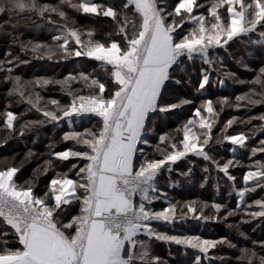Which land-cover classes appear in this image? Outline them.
Segmentation results:
<instances>
[{
  "label": "snow or ice",
  "instance_id": "obj_1",
  "mask_svg": "<svg viewBox=\"0 0 264 264\" xmlns=\"http://www.w3.org/2000/svg\"><path fill=\"white\" fill-rule=\"evenodd\" d=\"M203 7L199 0H176L175 3L125 0L119 8L95 0H59L58 4L43 0H0V34L12 46L38 58H92L102 62L111 80L106 85L98 78L79 73V80L89 89L88 95H82L80 90L71 87L77 76L24 81L12 74V65L27 61L11 52L7 54L9 59L0 61V72L5 73L3 82L12 85L7 91L9 103L0 111V131L7 134L0 143H7L9 136L17 131L16 124L21 118V114L8 110L12 98L26 102L30 111L34 109L43 117L19 124L21 136L45 123L71 121L73 116L86 113L100 118L98 128L65 131L62 140L75 142L79 150L50 151L51 158L34 169L33 176L23 185L14 179L20 166L8 158L0 160L4 165L0 168V264H163L141 236L197 250L199 254L195 255L194 264H204V258H209L210 250L218 245L236 248L226 237L211 240L193 235H169L152 227L153 222L174 224L178 219L188 218L189 214L195 219L211 220L226 213V219L236 215L246 193L255 192L257 188L264 191V161L256 160L243 175L245 187L238 192L241 203L237 209L196 200L169 201L167 207L160 210L151 207L160 198L156 186L159 174L165 169L171 171V165L190 154L235 181L229 171L240 161L233 158L221 163L211 155L214 151L212 129L219 116L213 102L202 101L201 106L193 107V114L186 122L171 133H160L151 156L139 147L141 143H148L150 113H168L193 103L187 99L176 103L164 100L166 82L172 79L173 73L177 69L187 73V68H181L184 58L199 57L208 66L200 70L198 90H204L210 83L209 69L216 63L223 64L213 58L212 51L224 49L229 42L258 28L264 29V0H210L206 13L198 14L197 10ZM67 9L111 18L115 31L108 32L106 42H102L95 38V29L77 27ZM54 16L62 23L53 19ZM37 21L57 30L51 43L22 39L25 31L40 27ZM189 23L193 27L185 31ZM260 35L264 37V31ZM5 64L8 67H4ZM225 75L235 76L227 72ZM48 85H59L71 98L70 102L45 101L36 88ZM246 86L248 90L235 97V106H264V64ZM217 103L222 111L228 99L221 98ZM253 120L262 122L259 127L264 132V113L246 121L233 117L220 129L223 140L215 142H230L246 148L250 137L243 132L227 134V129L234 123L247 124ZM49 147L52 149L54 145ZM250 151L252 156L264 153V140ZM35 155L29 150L21 165ZM52 158L61 162L75 158L83 163L82 166L72 164L75 179L67 172H58L45 186V191L38 194L36 182L39 175L53 169ZM204 171L208 172L209 168ZM253 206L258 210L246 211L245 215L264 218V199L254 200L247 208ZM71 208H75V215L69 212ZM209 208L214 210L211 216L205 213ZM251 244L252 247L238 249L237 264H264V240L251 241Z\"/></svg>",
  "mask_w": 264,
  "mask_h": 264
},
{
  "label": "trees",
  "instance_id": "obj_2",
  "mask_svg": "<svg viewBox=\"0 0 264 264\" xmlns=\"http://www.w3.org/2000/svg\"><path fill=\"white\" fill-rule=\"evenodd\" d=\"M171 1V0H170ZM175 1L176 0H172ZM43 2L58 4L59 0H43ZM76 2V0H74ZM97 3H107L114 4L118 8L121 6L125 0H95ZM200 3L205 2L203 8H201V13H206L207 6L210 4V0H199ZM69 16L72 20L76 22V26L83 29H95L96 39L105 41L106 34L108 32H114L115 27L111 18L97 17L93 14H83L77 13L71 9H67ZM58 23L57 17H53ZM2 22V21H0ZM40 27H34L25 31L22 39L34 41H42L51 43L52 35L58 34L57 30L53 26H48L43 22L37 21ZM188 27H193L191 23L187 24ZM264 29L258 28L257 31L249 34L242 35L236 38L231 44L226 46L224 49H217L212 51V56L217 61H223V64L216 63L213 68H210V83L206 86L204 90H198V84L200 81V70L202 67L208 68L207 65L202 63L199 57H195L193 60H188L184 58L181 64V68H187V73L177 69L172 76V79L166 82V89L164 90V100L166 102L176 103L179 101L180 95L184 99L190 100L193 103L183 105L180 108L172 110L168 113L157 112L155 114H150L147 121L148 126V143H141L139 145L143 151L149 156L153 153V147L157 142V137L160 133H171L175 128L182 125L186 120L192 116L193 107H199L202 101L211 100L213 102L214 111L219 113L217 117L219 122L213 127V148L214 151L211 155L216 159L221 161L225 157H231L240 162H246L244 166L237 165L235 168L231 169V175L236 179L235 181L228 180L227 177L212 167L208 162L204 161L202 158L195 157L194 155H189L184 161V164L176 163V165L171 168V171L165 169L158 176L157 184L159 199L155 200L156 203L153 209L160 210L168 202H186L196 200L198 202H218L225 203L228 208L237 209L236 198L230 202L228 199L234 195L236 192H232L230 195L229 186L230 184H237L238 186H244L243 179L240 175H243V170L249 168V166L254 165L256 160L264 161V153H257L255 156L250 154V146H254L258 143V140H264V132L260 130L261 122L259 120H253L251 123H234L232 125L233 131L235 130H245L248 127L256 126L255 130L252 132L250 139L246 141L247 147L241 148L239 146H233L230 142H222L217 144L216 139L223 140V135L220 129L224 127V124L231 118L236 117L238 121H246L249 117H257L255 115L264 112V106L249 107H235L237 103L235 97L246 92L248 90L247 82L250 81L255 72L258 71L259 67L264 64V37H261L260 33ZM113 39H119V37L113 36ZM8 52H11L13 56H19L21 60L27 61L26 63H14L12 65V74L22 77L24 81H31L36 78H54L63 79L64 77L72 74L77 76V81L71 83V87L74 90H80L82 95H88L89 89L82 80H79V73L83 72L90 77L98 78L101 82L106 85L111 83L110 73L105 71V68L100 61H96L88 57H75L70 56L67 59L61 57H54L53 59L48 58H38L33 56L30 52L23 53L16 46H12L5 37L0 34V61H6L9 59ZM242 61V63H241ZM4 67H8L7 64ZM110 67V66H109ZM233 73L234 77L226 76L225 73ZM4 72H0V111L5 110V105L9 103V98L7 96V91L11 88V84H6L3 82ZM179 81V83H176ZM36 91L40 92V95L45 98V101L50 99H56L61 102V104H68L70 102V97H68L59 85H48L44 88L37 87ZM227 98L228 104L223 106L221 111V106L217 101L221 98ZM241 104H246V102H240ZM30 106L24 102H17L16 98H12L11 110L17 114H21V118L16 124L17 131L9 136L7 143H0V160L8 158L14 165L20 166V171L14 178L17 184L23 185L26 180L33 176V170L38 166L43 165L45 160L50 159V151H64L67 148H75L79 150V146L75 145L73 141H63L62 136L65 131L76 130L83 131L85 128H98L99 117L94 114H85L82 116H73L72 123L68 119L60 121L58 124L45 123L42 126L31 128L24 132L21 136L19 133V124H23L25 121H34L42 119V114L37 113L34 109L29 110ZM207 115L206 112L202 113ZM230 127V128H232ZM228 130V129H227ZM7 135L5 132L0 131V141ZM50 145H54V148L50 149ZM235 148V153L233 152ZM31 150L36 155L25 161L21 165V161L24 160L25 154ZM14 158V159H13ZM53 159V169L47 174L39 175V180L36 182L35 191L40 194L45 191V186L51 180L56 173H69V177L75 179L74 172L71 170L72 164H78L82 166V161L75 158L70 159V161H59L56 158ZM251 163V164H248ZM4 167L0 164V168ZM209 168L208 172H205V168ZM71 170V171H70ZM186 171L187 175L183 174ZM174 178L175 181H182L184 178H192V184L189 188L191 192H185L181 188L176 186L170 187L166 185V181L170 178ZM228 182V186L225 185L221 187V191L218 195L214 196L213 186L215 185V180ZM156 180V181H157ZM163 181L164 184H160ZM175 183V182H174ZM252 185L251 182L249 186ZM189 186V185H187ZM187 190V189H186ZM206 191L210 193L206 194ZM263 192L259 188L255 192H248V199L263 197ZM166 195L170 196V199H165ZM213 200V201H212ZM246 207L243 205L237 209V215L234 216L235 220L232 226L220 225L216 220H200V227L206 226H218L220 230L219 233L213 234L209 232L208 229L200 227L197 230L190 231L192 235H197L207 238L214 236H222L228 238L232 244L236 245V248H231L227 244L218 245L216 249H212L209 252V258H204V264H237L236 257L239 255V248L252 247L251 241L264 240V218H248L244 214ZM212 211L213 209H205V213ZM72 215L76 214L75 208L69 209ZM247 220V223L243 221ZM181 221V222H179ZM196 222L190 217L183 220H177L175 224L192 223ZM170 231H175L174 229H169ZM179 230V229H178ZM180 231V230H179ZM244 233L241 236L240 233ZM11 239V238H10ZM148 241V240H147ZM149 248L150 251L159 256L163 264H194L195 254H180L182 248L176 247V250L171 251L161 240H150ZM259 250V249H258ZM191 251V250H190Z\"/></svg>",
  "mask_w": 264,
  "mask_h": 264
},
{
  "label": "rangeland",
  "instance_id": "obj_3",
  "mask_svg": "<svg viewBox=\"0 0 264 264\" xmlns=\"http://www.w3.org/2000/svg\"><path fill=\"white\" fill-rule=\"evenodd\" d=\"M169 3H175V1H170L169 0ZM200 3V2H199ZM201 4H203V5H205L206 3L205 2H202ZM201 8L200 9H198L197 10V13L198 14H200L201 13ZM187 28H191V27H188L187 25L185 26V31L187 30ZM235 40V39H234ZM233 40V41H234ZM233 41H231V42H229V44H231ZM215 50H217V49H215ZM182 95H180V98L179 99H184L183 97H181ZM178 102V101H177ZM236 105V104H235ZM234 105V106H235ZM236 107V106H235ZM261 113H264V112H261ZM261 113H259V114H257V115H255V116H259ZM85 115V114H84ZM73 118V117H72ZM217 119V121L219 122V119L218 118H216ZM249 119V118H248ZM248 119H246V120H248ZM69 121V120H68ZM70 123H72V119H71V121H69ZM217 122V123H218ZM261 122V121H260ZM262 123V122H261ZM217 125V124H216ZM255 128H256V126H252V127H248L247 129H245V130H235V131H233L234 129H233V127L232 128H228V130H227V134H230V135H236V134H238V133H241V132H243V133H245L246 135H248L249 137L250 136H252V132L255 130ZM213 130V129H212ZM260 140H263V139H260ZM260 140H258V143H256L254 146H250V150H251V148H254V147H257L258 145H259V141ZM258 153V152H257ZM250 154H251V151H250ZM188 158V157H187ZM187 158H185V159H182L181 161H179V162H177V163H181V164H184L185 162H187V161H184V160H186ZM229 159H233V158H231V157H225V158H223V159H221V163H224V162H226L227 160H229ZM220 160V159H219ZM218 160V161H219ZM255 163V162H254ZM253 163V164H254ZM244 164H246V162H240L239 164H236V165H234V166H232V167H230V170L231 169H233V168H235L237 165H241V166H244ZM248 164H251V163H248ZM176 164H174V165H171L170 167L171 168H173L174 166H175ZM168 170V169H167ZM249 170V168H245L244 170H243V175H244V173L246 172V171H248ZM162 173V172H161ZM160 173V174H161ZM186 173V171L183 173V174H185ZM159 174V175H160ZM229 174L231 175V171H229ZM243 175L241 176L240 175V177H241V179H243ZM233 176V175H232ZM158 178V177H157ZM168 178H170V177H168ZM157 180V179H156ZM158 182H159V179L156 181V186H157V184H158ZM175 182V183H174ZM192 178H190V177H187V178H184L181 182L180 181H178V179L175 181V179L174 178H170V179H168L167 181H166V185H169L170 187H173V186H176V188L177 187H179V188H181V190H183V191H185V192H191V190L189 189L190 187H191V184H192ZM250 183V182H249ZM160 184H164L163 183V181H160ZM187 185H189V186H187ZM225 185H229L228 184V182H226V181H219V179H216L215 180V185L213 186V194H214V196H216V195H218L219 194V192L221 191V187H224ZM252 185H250L249 187H251ZM245 187V185L244 186H238L237 184H234V185H232V184H230V186H229V192H230V195L232 194V192H236L235 194L236 195H234V196H232V197H230L229 199H228V201H232L233 200V197L234 198H236V205H238V204H240L241 202H240V198H239V196H238V192L242 189V188H244ZM187 189V190H186ZM207 193L206 194H208V193H210V191H206ZM248 195H250L249 193H246V195H245V197H244V206L246 207V210H244V214H245V212L246 211H256V210H258L255 206H253L251 209H248L247 208V206L248 205H250V204H253V201L254 200H258V199H264V192H263V197H258V198H252V197H250L249 199H248ZM138 199V198H137ZM166 200L167 199H170V196H168V195H166V198H165ZM213 201V200H212ZM209 205H211L212 203H214V202H211V203H209V202H207ZM215 203H218V202H215ZM155 204L156 203H153L152 205H151V207L153 208L154 206H155ZM221 204H225L224 202L223 203H221ZM227 205V204H226ZM227 206H229V205H227ZM166 207H167V205H166ZM231 209V208H230ZM213 212H214V210H213ZM213 212L212 211H208V213H206L207 215H213ZM238 213H236V215H237ZM226 216V213H223V214H221L220 215V218H219V220L220 221H218V223H219V226L220 225H223V226H225L226 224L228 225V226H232L233 224H235L234 222H238V221H234L235 220V218H234V216H231V217H227L226 219L224 218ZM247 216V215H246ZM190 217H192L191 216V214H190ZM250 217L248 216V218L247 219H249ZM193 220H196V222H192V223H183L182 225L181 224H165V223H163V222H153V224H152V227L153 228H155V229H157L159 232H162V233H167V234H169V235H192V234H190L191 232L190 231H194V230H197L199 227H200V220H202V219H195V218H192ZM213 220H216V219H213ZM203 221H205V220H203ZM179 222H181V221H179ZM175 228V231H170L169 229H174ZM203 228H206V229H208L209 230V232H211V233H213V234H217V233H219L220 232V230L221 229H219V227L218 226H206V225H204V226H202V227H200V229H203ZM180 231H179V230ZM193 236H198V234L197 235H193ZM201 237V236H200ZM222 236H220V235H218V236H214V237H207V238H204V237H201V238H203V239H211V240H219L220 238H221ZM140 239L141 240H143V241H145L148 245H149V242L148 241H150V240H152V239H154V240H157V239H155V238H152V239H149L147 236H141L140 237ZM148 240V241H147ZM166 245H167V247H168V249L171 251V253H172V250L174 249V250H176V247H179V248H182L183 247V250H181V252H180V254H188V255H191V254H199L198 252H197V250H195V249H191V248H188V247H186V246H183V245H176L175 243H173V242H166V241H163ZM191 250V251H190Z\"/></svg>",
  "mask_w": 264,
  "mask_h": 264
},
{
  "label": "built area",
  "instance_id": "obj_4",
  "mask_svg": "<svg viewBox=\"0 0 264 264\" xmlns=\"http://www.w3.org/2000/svg\"><path fill=\"white\" fill-rule=\"evenodd\" d=\"M86 114H91V113H86ZM84 115V114H83Z\"/></svg>",
  "mask_w": 264,
  "mask_h": 264
},
{
  "label": "crops",
  "instance_id": "obj_5",
  "mask_svg": "<svg viewBox=\"0 0 264 264\" xmlns=\"http://www.w3.org/2000/svg\"><path fill=\"white\" fill-rule=\"evenodd\" d=\"M150 114H151V113H150ZM150 114H149V115H150Z\"/></svg>",
  "mask_w": 264,
  "mask_h": 264
}]
</instances>
